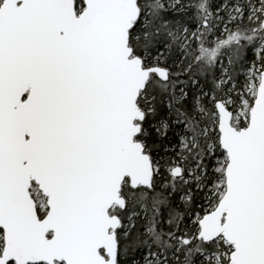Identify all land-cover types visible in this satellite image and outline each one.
<instances>
[{
  "label": "snow or ice",
  "instance_id": "snow-or-ice-1",
  "mask_svg": "<svg viewBox=\"0 0 264 264\" xmlns=\"http://www.w3.org/2000/svg\"><path fill=\"white\" fill-rule=\"evenodd\" d=\"M0 264H264V0H0Z\"/></svg>",
  "mask_w": 264,
  "mask_h": 264
}]
</instances>
